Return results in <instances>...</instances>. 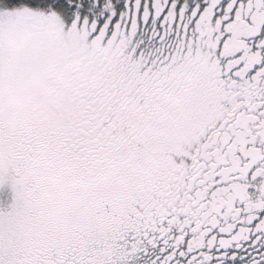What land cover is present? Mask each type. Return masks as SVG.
<instances>
[{
    "label": "snow or ice",
    "instance_id": "6c2138e0",
    "mask_svg": "<svg viewBox=\"0 0 264 264\" xmlns=\"http://www.w3.org/2000/svg\"><path fill=\"white\" fill-rule=\"evenodd\" d=\"M0 264H264V0H0Z\"/></svg>",
    "mask_w": 264,
    "mask_h": 264
}]
</instances>
